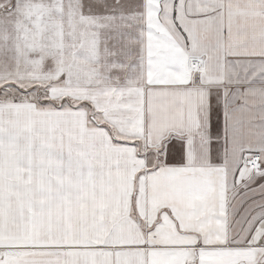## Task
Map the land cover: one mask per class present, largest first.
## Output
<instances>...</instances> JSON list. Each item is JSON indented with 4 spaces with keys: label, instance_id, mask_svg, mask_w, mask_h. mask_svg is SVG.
I'll return each instance as SVG.
<instances>
[{
    "label": "snow or ice",
    "instance_id": "obj_1",
    "mask_svg": "<svg viewBox=\"0 0 264 264\" xmlns=\"http://www.w3.org/2000/svg\"><path fill=\"white\" fill-rule=\"evenodd\" d=\"M0 264H264V0H0Z\"/></svg>",
    "mask_w": 264,
    "mask_h": 264
}]
</instances>
